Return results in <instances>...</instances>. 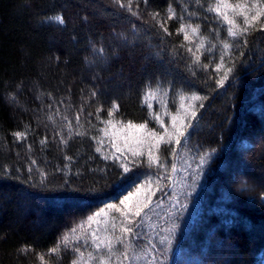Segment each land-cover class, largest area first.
I'll return each mask as SVG.
<instances>
[{
  "label": "trees",
  "instance_id": "obj_1",
  "mask_svg": "<svg viewBox=\"0 0 264 264\" xmlns=\"http://www.w3.org/2000/svg\"><path fill=\"white\" fill-rule=\"evenodd\" d=\"M216 4L0 0V264H73L74 247L90 252L94 214L146 183L158 188L151 202L176 197L179 209L193 208L181 223L183 214H163L177 233L166 254L148 220L134 219L143 240L133 244L142 255L150 250L155 259L147 260L183 264L193 254L200 264H264V19L233 39L223 16L210 11ZM57 15L63 24L51 19ZM182 23L199 26V64ZM222 56L232 72L217 86ZM149 94L163 98L169 115L192 103L196 118L189 108L184 122L191 135L162 146L155 161L108 157L101 143L109 112L154 129ZM196 177L189 197L179 195ZM73 228L72 244L50 252Z\"/></svg>",
  "mask_w": 264,
  "mask_h": 264
},
{
  "label": "rangeland",
  "instance_id": "obj_2",
  "mask_svg": "<svg viewBox=\"0 0 264 264\" xmlns=\"http://www.w3.org/2000/svg\"><path fill=\"white\" fill-rule=\"evenodd\" d=\"M251 2L253 3V1H250L236 5H244L245 10L248 12V14H251L253 12L254 15L257 9L250 8V5L252 4ZM229 4L232 5L231 3ZM221 10L222 13L227 12L229 17L236 18L237 12H239L241 9L237 8L236 12H234L232 8L225 9L221 7ZM261 18L262 20L264 19V17ZM189 36H190L189 42L192 43L195 47L197 46V44H200L199 40L191 34L190 30H189ZM163 102H164L163 98L157 96L156 94H149L145 99V105L147 106L148 110L151 111V117L152 119H154L153 120V122L155 123L154 129L148 127L146 124H132V123L119 122L113 116L114 111L112 110L113 115L109 116L108 120L105 121L102 127L103 142L101 143V149L103 150V152L108 154V157H111L125 165L127 164L128 156L146 157L148 161H155L156 160L155 158L158 157L157 154L160 148L168 144V143H161L157 146L156 141L158 137L163 135L166 141L169 139L168 135L165 132V129H167L168 133L173 132V123H174L172 120L173 116L176 117V121H175L176 127H180L181 125H184L185 117L189 112L188 106L189 104H192V103H182V105L178 109H176L174 113L170 112L169 115V112H166L165 110ZM185 109H188V111L185 112ZM157 115L160 117L159 120L155 118ZM162 122H163V126H162ZM140 125H146V127L140 128L139 127ZM149 133H156L157 136L153 137L149 135ZM176 139L177 137L173 135L171 137V144L175 143ZM197 180L199 181V178L196 177L193 182L189 183V188L187 190L185 189V187H183V189L180 190L178 194L183 197H189L190 194L187 196H185V194L187 191H192L195 188V183L197 182ZM149 187L151 188L152 192H155L156 195L158 188L153 187L152 185L146 183L145 185L139 186L133 193L129 194L127 196L129 197V200L126 203L136 204L144 201L145 194L146 192H148ZM168 190L170 191L171 187ZM155 195H153L152 198H154ZM154 201L155 200L151 202L149 208L145 209L144 213H142V218H139L140 219L139 221L142 222L143 220L146 219L148 220L149 223H147V230L148 233L150 234L151 239L155 243H157L161 248H163L162 251L166 254L171 251L170 245H172L173 242L175 241V236L177 233L174 231L175 223L166 224V225L162 224L163 214L165 212H167L168 216L183 214L178 219V222L181 223L187 217V214L192 213L193 208H191L188 205L185 206L183 210L179 209L178 198L176 197H173V199L171 197L166 201L162 199L158 202L156 201L157 203ZM115 205H117L118 207H123V205H120V202ZM120 219H121L120 213L117 212L115 209H110L108 207H105L104 209L94 214L89 229L90 251H92L91 233L97 232L98 235L101 236L109 235L111 231V225L113 223L112 220H115V223L117 224V226H119ZM156 222H158L159 226H156ZM105 227L109 229V232L102 231ZM115 234L119 235V231H117ZM169 240H171L170 244L168 242ZM161 241H163V243H161ZM145 249L147 248L145 247ZM165 249H167L166 252L164 251ZM121 251H123V249H121ZM129 255H131V251H129ZM114 258H119V257H114ZM147 258H154V257H152L150 253L146 257V259ZM200 261L201 260L198 256L191 254L188 255L187 257L185 256V260L182 263L200 264ZM142 263L144 264L143 261Z\"/></svg>",
  "mask_w": 264,
  "mask_h": 264
},
{
  "label": "snow or ice",
  "instance_id": "obj_3",
  "mask_svg": "<svg viewBox=\"0 0 264 264\" xmlns=\"http://www.w3.org/2000/svg\"><path fill=\"white\" fill-rule=\"evenodd\" d=\"M116 3H120V0H116ZM129 4H131V0H129ZM124 5L121 4V7ZM221 7L227 9L232 8L234 12H236V9H241L239 12H237L238 16L243 17V27L237 26V20L235 17H229L227 12L221 13L220 9ZM250 8L257 9L254 15H249L248 12L245 10L244 5H230L228 3V0H217V4L215 7L210 8V11H214L217 13V15H222L224 21L230 25L228 29V34L233 39H236L238 37H243L248 34L249 28L254 27L255 22L259 21L261 17H264V3L261 2V0H254V2L250 5ZM156 14L153 15V18L155 19ZM174 16V13L170 12L168 19H172ZM51 19L57 21L60 24L64 23L63 17L60 15H57L55 17H52ZM161 27L163 28L164 25L161 24ZM189 30L191 31V34L193 36L198 35L199 33V26L193 27L191 24H181L180 28L178 29L179 32L183 33L184 40L190 41L189 36ZM260 31H264V25H261ZM164 31L167 32V29L164 28ZM183 46V45H182ZM201 47H203V44H197L195 51L189 47L187 51L192 55L193 62L195 64H199L200 60L199 57L196 55V52H199ZM225 51L229 48V44L225 43L223 45ZM224 64V58L221 57V64L217 66L214 71L217 73H220L221 71L223 74L219 76L218 79H216L217 86H223L225 81H227L230 77V74L232 72L231 67H223ZM205 69H207V65H204ZM151 92V90H149ZM95 95V93H93ZM192 101L200 99L198 96H192L190 98ZM114 108H118L117 105H113ZM189 108L192 109L191 116L193 117V120L196 118V111L192 104H189ZM203 107V105H201ZM188 109H185V112H187ZM113 113L110 111L109 116H112ZM157 120L160 119V117L157 115L155 117ZM77 120H79V117H77ZM173 120V132L168 133L167 129H165L166 134L168 135L169 139L166 141L164 136L161 135L158 137L156 143L157 146L161 143H168L171 144V137L175 135L177 139L175 140L176 144H182L183 138L186 136H190L191 132L187 131V129L184 127V125H181L180 127L175 126L176 117H172ZM163 126V122H162ZM140 128L146 127V125H140ZM192 127V123L187 124V128L190 129ZM17 138H20L23 136V133H16L15 134ZM149 135L156 137V133H149ZM68 159H71L68 157ZM203 163V158H202ZM157 167H162V165L157 164ZM174 170V169H173ZM124 171L127 172L128 168L127 166H124ZM162 190V189H161ZM155 195V192L151 191V188L149 187L148 192L145 194V199L142 202L136 203V204H127L126 202L129 200V197L125 196L124 199L120 201V205H123V207H118L115 204H108L107 207L110 209H115L117 212L120 213L121 219L119 226L115 223V220H113V223L111 225V231L109 235L101 236L98 235L97 232L91 233V248L92 251L88 252L87 256H85L84 252L81 251L79 246H76L73 248V250L77 253L76 259L73 261V264H125L126 261L130 262V264H138V262L143 261L144 264H153L152 261H149L146 259V257L150 254V250L148 249H142L143 255L140 254V252L137 251L139 248V244L137 243L135 246L133 244L134 241H142L143 240V234L141 231H138L139 228H141V225H138L135 223V220L133 218H142V213H144L145 209L149 208L152 200V196ZM261 198L264 199V193L261 194ZM102 231L109 232V229L105 227ZM119 231V235H116L115 233ZM76 235V229L73 228L70 230L69 233H65V235L61 238V241L58 243V245L50 249V252L55 253L59 251L60 246L63 245L64 247H69L72 244L71 236ZM77 240H85L87 243V237L86 236H77ZM169 244L171 243V240L168 241ZM163 243V241H161ZM119 246V247H117ZM154 247V246H153ZM120 249H123L121 251ZM129 251H131V255H129ZM165 252L167 249L164 250ZM114 257H119L118 260H115ZM155 259V258H154Z\"/></svg>",
  "mask_w": 264,
  "mask_h": 264
},
{
  "label": "bare ground",
  "instance_id": "obj_4",
  "mask_svg": "<svg viewBox=\"0 0 264 264\" xmlns=\"http://www.w3.org/2000/svg\"><path fill=\"white\" fill-rule=\"evenodd\" d=\"M140 251V250H139Z\"/></svg>",
  "mask_w": 264,
  "mask_h": 264
}]
</instances>
